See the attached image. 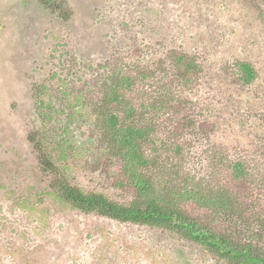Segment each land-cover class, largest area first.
Listing matches in <instances>:
<instances>
[{"label":"rangeland","instance_id":"obj_1","mask_svg":"<svg viewBox=\"0 0 264 264\" xmlns=\"http://www.w3.org/2000/svg\"><path fill=\"white\" fill-rule=\"evenodd\" d=\"M48 1L0 0V264H227L177 234L50 198L54 177L41 171L32 133L74 147L46 150L73 185L135 200L98 129L120 75L135 79L129 96L154 143L144 149L159 158L155 183L170 196L197 189V179L227 190L240 209L232 217L177 206L264 249V0ZM181 55L200 71L184 73ZM240 63L253 67V82ZM37 84L54 95H35ZM234 160L247 172L238 182Z\"/></svg>","mask_w":264,"mask_h":264},{"label":"trees","instance_id":"obj_2","mask_svg":"<svg viewBox=\"0 0 264 264\" xmlns=\"http://www.w3.org/2000/svg\"><path fill=\"white\" fill-rule=\"evenodd\" d=\"M63 18L68 19V16ZM177 62L184 73L188 70L194 73L200 71L195 60L183 55L177 58ZM238 67L244 82L254 81L255 71L250 64L240 63ZM119 79L120 84L117 83L115 87L110 84L112 90L105 92L103 107H107L108 111L98 120V129L101 133V141L111 152L110 157L120 161V174L127 188L134 193L135 200L125 206L110 200L102 193L85 191L73 185L62 173V168L55 166L46 150L57 147L61 149L62 154H65L71 149L74 150V147L59 140L55 142L50 139L43 140L41 135L37 138L38 134L32 133L28 140L38 153L40 169L43 173H50L54 177L48 186L50 198L83 214H97L120 223L177 234L197 244L216 260H223L227 264H264V249L255 247L250 242L238 240L234 232L224 234L204 228L177 206L180 202H191L201 209L232 217L240 209L227 190L209 188L205 183H198L199 180L193 178L197 183V189L191 191L186 189L170 196L166 193V188L155 183L152 169L157 167L159 158L154 156L156 154L154 148L152 151L144 149V144L154 146V143L148 140L150 133L148 127L140 126L136 122L139 114L130 98L134 96L135 79L130 75H120ZM34 93L46 94L49 98L54 95L45 84L35 85ZM42 107L43 102L40 104L41 110ZM39 116L42 120L48 121L52 117V112H42ZM62 158L66 159V156ZM228 167L233 182L243 180L247 176L245 167L240 161H230ZM35 214L34 212L33 215Z\"/></svg>","mask_w":264,"mask_h":264}]
</instances>
